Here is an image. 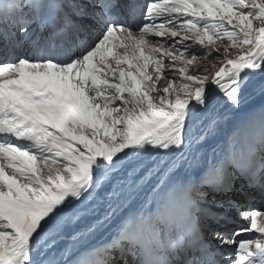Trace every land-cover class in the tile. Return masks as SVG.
<instances>
[{"label":"snow or ice","instance_id":"6c2138e0","mask_svg":"<svg viewBox=\"0 0 264 264\" xmlns=\"http://www.w3.org/2000/svg\"><path fill=\"white\" fill-rule=\"evenodd\" d=\"M256 196L264 0H0V264H264Z\"/></svg>","mask_w":264,"mask_h":264}]
</instances>
